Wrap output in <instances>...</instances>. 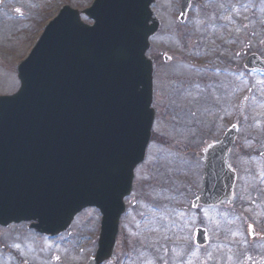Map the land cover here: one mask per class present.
<instances>
[{
  "label": "water",
  "instance_id": "obj_1",
  "mask_svg": "<svg viewBox=\"0 0 264 264\" xmlns=\"http://www.w3.org/2000/svg\"><path fill=\"white\" fill-rule=\"evenodd\" d=\"M155 1L97 0L84 12L93 27L65 7L19 67V92L0 98V225L38 221L55 234L97 207L100 250L89 264L111 257L155 119L146 58L160 25ZM189 4L183 0V9ZM236 136L232 128L208 155L204 205L231 198L235 174L226 152ZM196 242L207 243L204 230Z\"/></svg>",
  "mask_w": 264,
  "mask_h": 264
},
{
  "label": "rangeland",
  "instance_id": "obj_2",
  "mask_svg": "<svg viewBox=\"0 0 264 264\" xmlns=\"http://www.w3.org/2000/svg\"><path fill=\"white\" fill-rule=\"evenodd\" d=\"M94 1L69 0L70 3H66L68 0H0V96L12 95L19 90V62L29 55L44 27L55 18L61 7L70 5L82 10L90 7ZM221 1L224 4L218 7L223 15L216 11V24L209 28H204L207 11L203 13L200 8L195 10V16L190 19L191 22L185 29L178 30L174 25L178 23L177 0H158L154 7L155 15L162 22V28L160 34L152 40L149 56L157 64L158 90L154 106L159 111L146 161L136 172V190L134 189L133 195L127 200L129 215L122 220V226L128 233L127 248L131 255L127 264H264V243L254 239L250 244L247 231L252 225L256 233L264 236L262 160L253 157L247 160L242 150L240 153L233 152L229 165L238 173L234 198L230 202H223L217 208H191L192 201L203 190L204 160L200 154L209 141V144L216 142L222 136L221 132L232 124L240 126V146L246 141L250 143V138L254 135L264 140V104L256 100L250 103L245 89L238 93L239 88L236 85L238 82L243 87L249 77H244L235 70L230 71L229 75L223 71L233 53L241 49V61L245 49L248 48L245 43L250 40L244 39L242 47L237 41L240 35L250 39L249 27L246 26L247 14L239 18L233 12L231 3H227L231 0ZM202 2L205 7L211 6L208 0ZM240 2L249 9L252 0ZM255 8L264 11V0H256ZM84 20L90 23L87 19ZM235 20L240 21L241 27L234 26ZM263 34L264 29L261 28L259 36ZM209 39L213 42L204 47ZM165 56L172 57L169 63H164ZM204 68L211 69L213 77L223 78L218 80L223 94L218 88H210L207 94L203 84H199L204 78L199 74H207L202 71ZM261 89L264 92V84ZM237 93L241 94V103H247L243 105L242 112L237 107V112L226 119L221 117L223 113L226 114L229 105L231 107L234 104ZM216 103L220 106L215 110ZM249 105L245 113L244 108ZM205 119L208 121L203 123ZM256 148L264 151L263 144ZM252 173H255L252 176L255 186L250 191L253 192V198L246 197L244 202L259 205L250 206L247 210H244V206L241 215L240 196L247 190ZM255 196L257 199H254ZM236 211H240L238 215L234 214ZM187 212L191 216L188 230ZM99 216L93 210L78 216L73 229L79 231L81 234H78L83 239L79 250L75 240L64 246L62 254H58L56 252L61 251L56 243L41 238L36 243L30 242L31 246L21 248L9 245L10 239L7 238L4 249L18 251L28 261H33V255L39 250H55V255L62 256L66 253L61 259L63 264H85L98 248L96 241L99 232H96L95 240L93 232L98 229ZM195 226H203L209 231L211 244L203 254L200 251H191L187 244H178L180 241L177 238L185 231L184 238L190 244ZM15 235L20 237L21 233ZM218 237L219 243L227 248L219 250ZM252 247L257 250L244 257L241 263L244 249ZM116 250V257L114 255L115 258L111 259H114V264L121 252L120 247ZM36 261L50 264V260Z\"/></svg>",
  "mask_w": 264,
  "mask_h": 264
},
{
  "label": "flooded vegetation",
  "instance_id": "obj_3",
  "mask_svg": "<svg viewBox=\"0 0 264 264\" xmlns=\"http://www.w3.org/2000/svg\"><path fill=\"white\" fill-rule=\"evenodd\" d=\"M255 13L253 12V16ZM258 41V40H257ZM257 43V42H256ZM260 53H264V45H262L259 48ZM256 53V52H254ZM257 54V53H256ZM263 58V57H262ZM257 73V72H254ZM242 150L241 146L237 143L233 145V147L230 150V154L234 153H240ZM87 227V225H85ZM84 227V228H85ZM73 230L72 228L65 234L59 235L57 237H47L44 235H41L34 230H31V227L29 224H22V225H12L8 227H0V264H42L39 263L36 260H44V262H48L50 260V264H63L61 259L63 256H66V253H63L62 256L55 255V250L50 251H43L39 250L36 254L33 255V261H28L20 256V252L13 251L11 249H4V245L7 242V238L10 239L9 245L11 246H23V247H29L31 246V243H36L37 240L45 239L49 240L50 242L56 243L57 246L61 252L57 251L56 253L62 254L64 246L69 244L72 241H75L74 239L77 236V231ZM21 233L20 237H16L15 234ZM255 239L263 240L264 236H261L260 234H256ZM29 241V242H27ZM254 250H249L248 255L254 253ZM117 253V252H116ZM105 264H114V261L111 260L110 262H107Z\"/></svg>",
  "mask_w": 264,
  "mask_h": 264
}]
</instances>
